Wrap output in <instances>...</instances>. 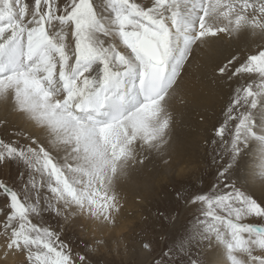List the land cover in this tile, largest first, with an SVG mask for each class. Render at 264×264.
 Instances as JSON below:
<instances>
[{"label":"snow or ice","instance_id":"6c2138e0","mask_svg":"<svg viewBox=\"0 0 264 264\" xmlns=\"http://www.w3.org/2000/svg\"><path fill=\"white\" fill-rule=\"evenodd\" d=\"M192 76L219 106L201 174L172 186L190 221L141 250L264 264V0H0V264H98L129 192L147 199L138 173L187 174Z\"/></svg>","mask_w":264,"mask_h":264},{"label":"rangeland","instance_id":"374dc122","mask_svg":"<svg viewBox=\"0 0 264 264\" xmlns=\"http://www.w3.org/2000/svg\"><path fill=\"white\" fill-rule=\"evenodd\" d=\"M154 162L142 169L140 171L142 174L139 172L138 175L141 178L136 181L137 187L148 193L145 203L138 204L129 192L128 202L118 222V226L122 224L124 228L119 233L114 234L113 230L109 233V248L101 250L96 256L98 264H147L148 257L141 250L142 243L158 244L162 234L171 235L179 232L184 225L189 223L191 214L183 209L179 211V218L176 219L177 209L174 204L172 186L189 185L196 176L201 174L202 149L200 144L190 143L182 155L180 163L182 168L186 166V175H174L159 161ZM209 179H211L210 176ZM125 245L127 246L126 251Z\"/></svg>","mask_w":264,"mask_h":264},{"label":"bare ground","instance_id":"6f19581e","mask_svg":"<svg viewBox=\"0 0 264 264\" xmlns=\"http://www.w3.org/2000/svg\"><path fill=\"white\" fill-rule=\"evenodd\" d=\"M186 85L190 91V95L187 97L188 105L186 108L180 109V111H183L184 117L182 122H179L176 125L174 131V148L178 154V159L180 162H182V155L185 153L190 143H194L196 145L201 143L197 135V133L200 131L197 127V122L199 120L198 113L206 108L207 114L211 118L213 116V108H218L219 106L218 101L213 96L209 95L206 91H203L202 85L195 76L189 77L186 80ZM154 163L155 162L149 165ZM139 176L140 175L136 176V181L138 178H141ZM253 190H256L257 194L259 195L258 186H253ZM122 228H124V226L120 224L117 228L113 229V233H119Z\"/></svg>","mask_w":264,"mask_h":264}]
</instances>
